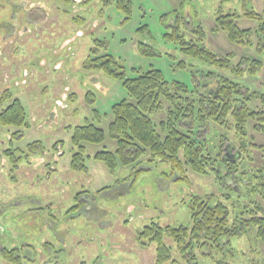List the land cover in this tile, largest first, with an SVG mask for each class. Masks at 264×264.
<instances>
[{"label": "rangeland", "instance_id": "1", "mask_svg": "<svg viewBox=\"0 0 264 264\" xmlns=\"http://www.w3.org/2000/svg\"><path fill=\"white\" fill-rule=\"evenodd\" d=\"M219 11L235 14L238 29L251 30L249 46L230 42L216 29ZM247 11L264 21V0H0V110L18 99L30 124L0 126V264H13L6 252L18 264H156L155 245L137 240L144 226L189 227L194 195L226 193L234 199L239 191L221 187L212 174H196L186 166L183 173L173 171L167 163L148 162L147 155L139 165H118L110 172L94 155L114 150L110 107L127 98L125 78L157 70L172 93L195 99L197 82L206 81L201 71L209 70L213 81L242 79L264 92V54H259L264 45L258 46L253 35L260 23L247 18ZM195 30L203 32L207 50L220 60L226 56L225 67L200 63L181 51V40L197 38ZM106 55L112 67L122 68L113 70L120 76L85 67L89 58L100 63ZM255 58L262 62L259 67ZM240 70H255L254 77H240ZM7 93L10 97L2 98ZM169 107L163 101L151 114L157 126L167 119ZM86 122L102 128L105 139L83 143V159L75 169L71 136ZM249 122L242 139L215 122L199 127L198 134L207 138L213 155L224 151L219 140L229 136L243 149L239 167L264 175V134ZM16 129L21 132L13 136ZM254 233L249 229L206 256L201 254L206 249H195L197 264H264V242ZM165 242L172 250L164 264H187L171 238Z\"/></svg>", "mask_w": 264, "mask_h": 264}, {"label": "trees", "instance_id": "2", "mask_svg": "<svg viewBox=\"0 0 264 264\" xmlns=\"http://www.w3.org/2000/svg\"><path fill=\"white\" fill-rule=\"evenodd\" d=\"M121 1L123 0H117L118 3ZM244 15L259 21L260 24L253 35L258 38V46L264 45L262 17L259 14L257 16L254 11H247ZM236 18L237 16L231 12L222 14L219 11L215 18L216 29L222 30L230 42L249 46L252 42L251 30L238 29L235 24ZM195 35L197 38L189 42L181 40V51L200 63L225 67L226 56L220 60L216 54L205 48L201 40L203 37L201 30H195ZM260 50L258 53L264 54V46ZM91 61L94 63L91 64ZM253 62L258 67L262 63L258 58L253 59ZM112 64V58L107 56L100 63L95 58H89L85 67L99 68L105 73L120 76L121 73L113 70L122 68L118 65L112 67ZM201 74L206 81L197 82L195 99L185 94L172 93L168 83L157 70H149L134 78H125L123 87L126 89L127 98H122L110 107L112 121L109 123L108 133L109 138L115 143L114 150H100L94 155L95 159L106 164L110 172H114L118 165L126 166L131 163L139 165L140 159L147 155L148 162L158 160L167 163L173 171L183 173L186 166L196 174H212L216 182L221 187L228 186V190L232 189L228 184L230 181L237 182L239 192L232 201L226 193L219 196L214 194L192 196L188 204L191 219L189 227H161L155 222L143 227L138 233L137 240L142 245L147 243L155 245L156 264H164L170 258L172 247L166 244V237L171 238L174 249L187 264H197L195 249L198 248L199 251L206 249V253H201L202 256H206L215 248L229 247L233 237L244 235L249 229H254V237L264 242V175L260 170L253 173L244 172L236 178L232 177V172L224 174L229 169L226 161L219 154H210L207 138L202 139L198 134L199 127L210 122H215L219 126L225 125L231 107L229 99L232 94L239 95L238 85L217 77L218 85L208 87L209 81L213 80V73L202 70ZM175 88L184 91L182 85H175ZM9 97L10 94L7 93L2 98ZM260 99L264 105V95L260 94ZM163 101L170 107L167 119L159 121L157 126L150 116L161 109ZM232 101L234 103L235 99ZM252 114L253 112H249L244 106H237L232 112L234 127L239 136L245 133V119ZM188 122L192 124L190 127L181 124ZM0 126L2 128L14 126L17 129L30 126L27 113L18 99H12L0 110ZM17 129L12 133L13 136L21 132ZM255 129L264 132V123L258 122ZM104 139L103 129L92 123L86 122L84 125L76 126L71 136L72 150L76 148L71 155L73 168L78 169L83 159L85 143L98 144ZM6 151L11 155L9 149ZM181 179L187 180L184 175ZM10 253L6 252L5 257L13 264H18ZM17 256L16 260H20V256Z\"/></svg>", "mask_w": 264, "mask_h": 264}, {"label": "flooded vegetation", "instance_id": "3", "mask_svg": "<svg viewBox=\"0 0 264 264\" xmlns=\"http://www.w3.org/2000/svg\"><path fill=\"white\" fill-rule=\"evenodd\" d=\"M240 73L241 75H239L240 77L242 75H249V76H253L254 77V74H255V70H240ZM214 74V73H213ZM213 79H214V76H212ZM217 77V75H216ZM242 79H239L237 82H232L231 80H229V82H232L233 84H236L238 85V89H239V95L237 94H232L231 95V99H229L230 101V111L228 112L227 116L228 118H226L225 120V127L229 129V131H232L234 130L236 134H238L235 130V127H234V119H233V116H232V112L235 110V108L237 106L241 107V106H244L245 108H247L249 110V112H253V114L251 116H248L246 119H245V122L248 123H252V129H255V124H257L258 122H263L264 123V105L260 99V94L264 95V92L263 91H260V90H254V88L250 89V87L247 85V83L243 84L242 83ZM218 82V80H217ZM216 81H213L212 79L209 81V83L207 84L208 87H215L216 84L218 85ZM258 95V96H256ZM246 99H245V98ZM233 98L235 99L234 103H233ZM255 102L257 103L255 106H252V104ZM256 107H261L259 111H257L255 113V108ZM260 113V115H259ZM259 115V116H258ZM230 119V124L227 122V120ZM245 123V124H246ZM216 125V124H215ZM249 125V124H248ZM194 127V133H195V124L193 125ZM234 128V129H233ZM212 129H210V132H211ZM258 133L260 134H264V132L258 130ZM239 136V135H238ZM240 139L243 138V136H239ZM223 139V140H222ZM224 142V148L220 153H215L214 152V155L216 154H219L221 156L222 159H224L227 163V166L229 167L228 170L225 171L224 174H227L228 172H232L231 175L232 177H237L239 174H242L244 172L246 173H249L250 170H253V169H249L248 166H240L241 164V158H242V154H243V149H239V147L236 146L235 143H233V140L232 139H229V136L228 137H222L220 140H219V144L220 142ZM226 140V141H225ZM221 145L223 146V144L221 143ZM222 146H219L222 147ZM240 146V144H239ZM246 146V144H245ZM256 171H259V170H256ZM232 182V181H231ZM229 184V183H228ZM231 186V188L233 190H238V186L236 185H229V187Z\"/></svg>", "mask_w": 264, "mask_h": 264}]
</instances>
